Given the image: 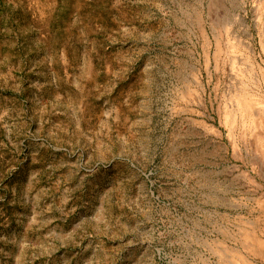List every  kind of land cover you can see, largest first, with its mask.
Returning <instances> with one entry per match:
<instances>
[{
    "label": "rangeland",
    "instance_id": "1",
    "mask_svg": "<svg viewBox=\"0 0 264 264\" xmlns=\"http://www.w3.org/2000/svg\"><path fill=\"white\" fill-rule=\"evenodd\" d=\"M261 110L264 0H0V264H264Z\"/></svg>",
    "mask_w": 264,
    "mask_h": 264
},
{
    "label": "water",
    "instance_id": "2",
    "mask_svg": "<svg viewBox=\"0 0 264 264\" xmlns=\"http://www.w3.org/2000/svg\"><path fill=\"white\" fill-rule=\"evenodd\" d=\"M167 72H160L159 73V79L161 80V83L163 84V85H165L166 83H167V74H166ZM162 85V86H163ZM114 159H117V160H122V156L120 155V154H117V155H115V157H114ZM83 168H84V164H82V163H80L79 165H77L76 166V168H75V171H77V173H78V176H77V178H78V182H77V184H78V186H80L81 188H82V184L84 183V181L86 180V177L84 176V174H83ZM143 185H144V183H143ZM106 193H104V195H105ZM104 195L103 196H101V202H100V207L102 208L103 207V198H104ZM66 196V194L64 195V197ZM145 199L148 201V203L151 205L152 204V198L149 196V194L148 193H146L145 194ZM138 203H139V200L137 199V198H133L132 200H129V201H127V200H123L122 202H121V205L123 206V207H130L131 209H132V211H133V213L136 215V216H138V215H140V214H142V212H141V208L139 207V205H138ZM85 219H86V217L85 216H83L81 219H80V221L81 222H83V221H85ZM147 220H151L150 218L148 219L147 218ZM77 225H74L73 227H72V229H71V231L67 234V235H65L67 238L68 237H70V236H72V234L76 231V229H77ZM138 228V230L140 231V229H141V227L140 226H136V229ZM38 231L40 232V235L42 236V240L43 241H45L44 243H48V242H53V243H55L54 245H55V247L56 246H58V247H61V246H64V245H66V243L64 242V238H65V236L64 235H58L57 233H56V231L55 230H53V229H45L43 226H41V227H39V229H38ZM83 235L86 237V236H88V232H84L83 233ZM35 242H30V247H33V246H35ZM71 244H72V246L74 247V248H80V246H81V244L80 243H78L77 241H75V240H73V241H71ZM154 247V248H153ZM152 253L156 256V255H158L159 254V250H158V248H156L155 246H152ZM38 253H37V251H34V252H30V255H32V258L35 256V255H37Z\"/></svg>",
    "mask_w": 264,
    "mask_h": 264
},
{
    "label": "bare ground",
    "instance_id": "3",
    "mask_svg": "<svg viewBox=\"0 0 264 264\" xmlns=\"http://www.w3.org/2000/svg\"><path fill=\"white\" fill-rule=\"evenodd\" d=\"M247 94V93H246ZM246 94H244L243 95V93H242V95L241 96H239L238 97V107H239V109L237 110L238 111V113H239V115L242 117V119H244L245 117H248V119H251V117L249 116L250 115V113H253L252 112V107L254 106L253 104L255 103V99L252 97V96H247ZM253 105V106H252ZM261 109V108H260ZM261 111H263V110H261ZM264 112V111H263ZM261 114H263V113H261ZM261 114H259V115H261ZM252 115V114H251ZM257 115H258V113H257ZM250 117V118H249ZM253 118L255 117V116H252ZM262 117V116H261ZM260 118V117H259ZM247 119V120H248ZM244 120H246V119H244ZM254 120H256L255 118L253 119V120H250L251 122L252 121H254ZM262 120V119H261ZM249 121V122H250ZM255 122L256 121H254L253 123H254V125H255ZM261 122V121H260ZM262 122H264V121H262ZM256 123H258V122H256ZM260 124V123H259ZM258 124V125H259ZM256 126V125H255Z\"/></svg>",
    "mask_w": 264,
    "mask_h": 264
}]
</instances>
